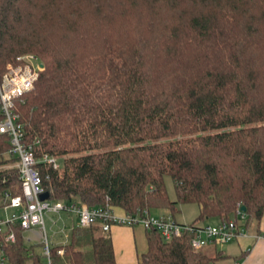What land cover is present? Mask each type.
<instances>
[{"label": "trees", "instance_id": "16d2710c", "mask_svg": "<svg viewBox=\"0 0 264 264\" xmlns=\"http://www.w3.org/2000/svg\"><path fill=\"white\" fill-rule=\"evenodd\" d=\"M24 54L43 70L14 111L48 199L172 217L179 204L196 203L192 224L234 218L243 206L260 220L264 0H0V75ZM10 149L0 133V209L5 193L21 194ZM4 229L15 235L0 239L8 264H41L19 222ZM83 229L92 233L90 256L77 227L68 245L49 246L48 264H115L100 223ZM189 238L146 230L138 263L208 264Z\"/></svg>", "mask_w": 264, "mask_h": 264}, {"label": "built area", "instance_id": "2783aa9c", "mask_svg": "<svg viewBox=\"0 0 264 264\" xmlns=\"http://www.w3.org/2000/svg\"><path fill=\"white\" fill-rule=\"evenodd\" d=\"M20 64L7 65V71L0 79V133L7 134L10 138V152L18 157L19 177L21 181V194L10 196L5 193L9 203L5 208H19L17 216L0 218V239L3 243H13L15 235L13 232L5 233L7 223L19 222L23 230L38 228L44 237V254L49 260V244L45 238L44 217L47 212L59 213L65 211L75 214L78 224L87 228L91 224L99 222L104 232H108L114 225L141 226L145 230L155 229L159 234L169 240L189 235L190 246L194 250L203 248L208 243H228L241 235L238 221L244 220L246 214L238 208L234 218L220 221L215 225L181 224L170 214L155 216L147 208L138 209L134 213H125L117 216L111 206L89 207L86 203L65 202L62 200H41L44 188L42 177L36 168L38 159L31 145L24 144V130L18 121V114L14 107L23 95L33 88V84L40 71L43 70L42 62L33 54H24L17 58ZM35 142H38L37 140ZM41 161L47 162L58 168L54 157L44 154ZM264 238V234L261 236ZM62 254V250L57 251ZM0 264H4L3 252L0 250Z\"/></svg>", "mask_w": 264, "mask_h": 264}, {"label": "crops", "instance_id": "0c3cea01", "mask_svg": "<svg viewBox=\"0 0 264 264\" xmlns=\"http://www.w3.org/2000/svg\"><path fill=\"white\" fill-rule=\"evenodd\" d=\"M188 204V203H187ZM191 205H195L193 208L194 218L193 220H185L180 219L177 220L174 214V219L184 224V222H195L200 213V207L196 203H189ZM185 204H179L177 207H182ZM2 217L1 218H10L12 216H17L20 209L19 208H1L0 209ZM112 211L117 216H122L126 212L121 208H113ZM180 211V208L177 212ZM152 215L161 216L167 215L171 212L168 209H152L150 210ZM61 213V212H59ZM76 224L72 221V227L69 231V235H64L65 241L61 243H55L54 237H56L57 233L53 232L51 236V244L49 243L48 235L45 233V238L50 247H61L63 245H68L71 241L72 232L75 228L80 227L78 224L77 216L74 214ZM220 222L219 218L211 217L205 218L203 220L197 221L198 225H215ZM55 224V222L53 221ZM239 230L241 235L224 244L219 243H208L203 248L200 249L202 253L206 256L212 258V260L208 264H264V238L261 237L264 234V213L259 221L256 219H248L244 224L239 223ZM63 226L66 227L67 224L63 222ZM45 228V227H44ZM33 232L35 235L40 236L42 239L41 245L44 247V237L41 236L40 229L33 228L31 230H23ZM63 232V229H61ZM107 235L111 239L112 249L114 253L115 264H139L138 263V254L142 253L147 248V240H146V230L141 226H124V225H114L110 228ZM23 234V233H22ZM91 234L88 232V229H83L80 227V249L87 253V256L93 251V246L91 242ZM63 237V238H64ZM32 247V246H31ZM1 250V249H0ZM62 250V254H58L63 257L64 250L63 248L58 249ZM57 250V251H58ZM2 251V250H1ZM34 251V250H33ZM3 252V251H2ZM34 253H36L34 251ZM37 254V253H36ZM44 255V251H43ZM4 264H7V258L3 253ZM42 264V263H41ZM48 264V260H47ZM64 264H68L65 262Z\"/></svg>", "mask_w": 264, "mask_h": 264}, {"label": "rangeland", "instance_id": "374dc122", "mask_svg": "<svg viewBox=\"0 0 264 264\" xmlns=\"http://www.w3.org/2000/svg\"><path fill=\"white\" fill-rule=\"evenodd\" d=\"M2 76L0 75V79ZM15 166H18L17 162L15 163ZM165 185H166L167 192H168L170 198L174 199L175 198L174 185H173L172 179L169 176L165 177ZM179 208H180V211L175 212L176 213L175 217L177 220H180V219H185V220L191 219V220H193L194 219L192 217H194L193 216L194 215L193 208H195V205H191L188 203V204H185ZM179 208L177 207L176 209L178 210ZM1 217H2V214L0 211V218ZM71 218H73V222H74V224H76L74 214L67 213L65 211H62L61 213L47 212L45 214L44 227H45V233H46V235H48L50 244H51V236H52L53 232L57 233L56 237H54L55 243H61V242L66 240L64 235L65 234L67 236L69 235V231L72 227ZM53 221L55 222V224L53 223ZM247 221H248V216H246V218L244 220H239V223L244 224ZM63 222H65L67 224L66 227L63 226ZM184 224H191V222H187V223L184 222ZM61 229H63V232L61 231ZM40 233L42 236L41 231H40ZM22 235H23V241H24L25 246L28 248H30L32 246L33 250L40 256L41 263L47 264V259L45 257H43L44 247L41 245V242H42L41 237L37 236L33 232H29V231H24Z\"/></svg>", "mask_w": 264, "mask_h": 264}, {"label": "water", "instance_id": "95a60500", "mask_svg": "<svg viewBox=\"0 0 264 264\" xmlns=\"http://www.w3.org/2000/svg\"><path fill=\"white\" fill-rule=\"evenodd\" d=\"M49 198V194L47 193V192H44L43 194H41V196H40V199L41 200H46V199H48ZM243 212H245V208L242 206L241 208H240Z\"/></svg>", "mask_w": 264, "mask_h": 264}]
</instances>
